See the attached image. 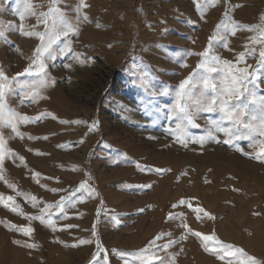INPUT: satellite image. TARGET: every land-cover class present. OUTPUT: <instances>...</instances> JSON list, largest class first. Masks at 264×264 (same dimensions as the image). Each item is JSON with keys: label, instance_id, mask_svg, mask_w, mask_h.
<instances>
[{"label": "rangeland", "instance_id": "rangeland-1", "mask_svg": "<svg viewBox=\"0 0 264 264\" xmlns=\"http://www.w3.org/2000/svg\"><path fill=\"white\" fill-rule=\"evenodd\" d=\"M84 2L88 7L81 9L78 32L61 38L54 46L59 49L70 44L73 51L46 60L47 75L43 79L47 85L39 86L41 76H22L12 81L15 92L8 97L9 108L30 117L48 115L19 124L23 138L15 136L11 128L4 129L7 147L25 160L6 159L0 194L13 195L29 215H39L40 208L54 205L61 196L85 199L68 209V219L57 214L55 208L50 210L56 221L55 231L38 220L32 221L31 237L11 227L28 225V219L0 206V264H104L102 258L95 259L97 243L108 250L110 264H125V260L142 264L152 255L163 258L166 264L173 256L174 264H228L233 259L221 260L206 252L201 239L191 235L183 224L205 235L215 234L222 242L243 248L264 262V161L254 158L259 143L251 147V140L236 141L238 147L251 154L246 156L237 147L224 144L227 137L223 133H216L219 143H188L185 147L166 131L175 127L176 120L169 116L181 102L179 84L198 71L202 59L188 53L204 51L217 31L227 37L228 48L223 47L225 41H216L215 53L235 63L238 53L255 48L257 55L247 57L245 63L256 65L259 50L264 47L260 35L264 0H217L203 11L198 0ZM15 3L0 0V28L6 36L0 39V69L9 79L31 64L40 44L36 36L22 35L20 24L26 31H45L36 16L20 21ZM32 3L37 13L48 11V0ZM79 3L61 0L58 6L75 21ZM84 14L87 21L82 19ZM222 22H236V34L231 35L223 27L218 30ZM75 53L82 54L84 64L74 59ZM69 64L71 68L66 67ZM260 75L257 95L264 96V70ZM221 77L222 72L211 74L218 88ZM25 81L36 82V87L21 89L19 82ZM29 90L39 93L36 100L28 98L21 103V92ZM202 90V84H197L193 97ZM205 94L214 95L211 91ZM245 102L242 99L234 103L242 106ZM253 114L258 123L259 111L250 104L244 122ZM219 117V112H201L197 120L201 127L189 126V135H205L208 121ZM63 120L79 123L64 124L60 122ZM224 127L232 125L226 121ZM246 133L247 129L241 128L236 134ZM29 135L36 139H29ZM260 139L256 136L257 141ZM137 164L167 171H141ZM35 172L40 177H35ZM5 180L16 186L15 191ZM85 181L95 195L77 191ZM53 188L61 191L54 193ZM16 192L33 194L42 203L33 208L24 195L17 196ZM182 199L215 219L205 217L203 212L197 219L192 208L179 204ZM169 213L177 214V219L169 220ZM67 224L77 227L60 230ZM161 233L171 236H162L156 240L159 247H150L149 242ZM81 239L92 243L80 245ZM169 239L178 243L164 250L162 246ZM209 245L215 246L213 241ZM112 249L139 255L121 258ZM142 249L149 250L141 253ZM153 264H159V260Z\"/></svg>", "mask_w": 264, "mask_h": 264}, {"label": "snow or ice", "instance_id": "snow-or-ice-1", "mask_svg": "<svg viewBox=\"0 0 264 264\" xmlns=\"http://www.w3.org/2000/svg\"><path fill=\"white\" fill-rule=\"evenodd\" d=\"M217 0H198V5L200 10L203 11L205 7L209 4H215ZM59 3L61 0H48V11L40 12L34 8L32 0H16L15 9L18 11V16L20 21H24L27 16H36L40 23H43L45 26V31H26L23 23L20 24L19 29L22 35L24 36H36L40 44L36 47L34 51V59L31 64L26 67L22 72L17 73L15 77L9 79V77L4 73L2 69H0V180H4V176L2 175L4 170V165L6 159L11 157H17L21 162L25 160V158L21 155H18L14 150L7 147V140L4 136V129L11 128V131L15 133V136L23 138L24 133L20 132L19 124H27L30 122H34L36 120L41 119L44 115H48L47 113H41L36 117H30L28 115H21L15 109H11L8 107V97L13 95L15 90L12 85V81L18 80L19 77L22 76H41L42 79L39 82L40 87H45L48 83L46 79H43L44 76L47 75L46 69L47 64L46 60H55L58 55H66L68 52L73 51L70 44H65L62 48H55L54 46L61 40L63 37H68L69 34H75L78 32V23L81 21V9L88 7V5L84 2V0H80L79 6L75 8L77 16L75 17V21L70 19L69 15L65 10L59 7ZM83 21L88 20V16L84 14L82 16ZM9 27H12L9 25ZM221 27L224 28L226 32H230L231 35L236 34V29L239 25L236 22H222L217 26L219 30ZM250 31L254 29H249ZM260 35L264 37V26L260 29ZM0 39H6L5 30L0 28ZM223 40L225 43L223 47L225 49L228 48L227 37L222 35L217 31L212 37L209 38L208 46L204 51L199 53H188L191 55H198L202 57L199 64L197 65V72L189 75L186 79H184L179 84V92L178 96L180 98V103H177L175 109L173 110V114L169 116V119H175V127H169L166 131L169 134L175 136L177 141L183 146H187L188 143L199 144L203 146L208 141H216L219 143L220 141L217 139L216 133H223L227 138L223 140L224 144L237 147V150L240 151L243 155H251L248 152H245L243 148H240L236 145V141L240 139L251 140L253 141L251 147H255L257 143L260 145L259 151L255 155V159L264 161V96H258L257 90L260 88V80H261V70H264V47H261L258 53V59L255 66L251 64H246L247 57H255L257 55L255 48H246L245 51L238 53L236 57L235 63L233 61L222 59V57L213 51L214 42ZM255 42V40L253 41ZM81 53H75L74 59L79 64H84L85 60L81 59ZM245 64L244 67H239L237 65ZM186 66V65H184ZM222 66V67H221ZM66 67L71 68L72 65H66ZM202 69L203 72H199ZM251 69V70H250ZM216 72H222V77L220 78V87H217V83L212 80L211 74ZM52 84L55 81H51ZM197 84H202L203 90L199 92L197 97H193V89L197 87ZM19 87L21 89H33L36 87V82H19ZM211 91L214 93L212 96H207L205 93ZM167 94V93H162ZM21 103H24L25 99L30 98L32 101H35L37 96L39 95L36 91H22L21 92ZM43 98V97H41ZM246 101L242 106L241 104L234 103L235 101ZM255 105L256 109L259 111L260 119L257 123V116L251 115L248 122H244V117L248 115V106ZM220 113V117L217 120H209L208 121V130L205 135L200 136L199 138H193L188 133V127L199 128L201 125L197 123V120L200 118V113ZM229 122L232 127L227 128L224 127L225 122ZM61 123H79L78 121L70 122V121H60ZM95 124H93V128H95ZM241 128L247 129V133L244 135H237ZM256 136L261 137L259 141L256 140ZM12 138V137H9ZM29 139H36V137H32L29 135ZM47 139L48 137H43ZM59 147H63V145H59ZM31 151V149H29ZM37 155H42L43 153L37 152ZM137 167L140 168V165L137 164ZM141 171H156L163 172L167 171L166 169H153L150 167L140 168ZM39 172H35V177H40ZM7 186L15 191V185L8 183L5 180ZM36 183H39V180H36ZM41 187L47 188V185H41ZM142 187L150 188L151 185H142ZM52 192L61 191L58 188L51 189ZM77 191H82L88 196L95 195V190L88 185V183L82 182L79 184ZM17 196L24 195L26 197V201L31 204L33 208L38 207L41 200H39L35 195L30 193H20L16 192ZM85 199L84 196L79 197L78 200H74L71 195L61 196L60 199L53 204H46L45 207L40 208L39 215H29L23 211L22 206L16 202V198L13 195L0 194V206H3L9 209L11 212L18 214L22 217L28 219V225H21L14 227L16 231L22 233L26 237H31L34 232V228L31 226L32 221H39L41 224H46L48 227L52 228L54 231L56 230L55 224L56 221L53 219V214L51 213V209L55 208L57 210V214H62L63 218L68 219V209L75 208L77 203L83 202ZM180 205H188L189 208H192V211L197 213V219H200L199 214L203 212L205 217L209 219H215V217L205 211L200 207H192V204L188 200H180ZM176 207V205H173ZM143 211V210H141ZM183 216V213L179 214ZM47 217V218H46ZM169 220L177 219V214L169 213ZM116 223H119V220H116ZM191 235L200 238L202 241V246L206 252H210L217 256L219 259L223 260L225 257H230L228 264H264V262L258 260L254 256L248 255L247 252L243 248L236 247L232 244L224 243L219 240L215 234L205 235L198 231H193L187 224L182 225ZM73 227H77L76 225L67 224L64 225L60 230L70 229ZM92 235H96V227L93 225ZM168 235L171 236V233H161L155 239L149 242L150 247H159L156 245V240L161 239L162 236ZM186 237H181V239H185ZM209 241H213L215 246H210ZM14 243H19L18 241H14ZM92 243L91 240L81 239L78 244H89ZM174 243H178V241H173L169 239L168 243L164 244L162 247L164 250L170 248ZM25 246L29 248H34L36 245L34 244H26ZM77 246V245H73ZM97 254L95 259H103L104 264H110V258L107 254V249L103 248L102 245L97 243ZM149 249L140 250L141 253L147 252ZM114 255H118L121 258L127 255H139L138 253H126L123 251H119L117 249L111 250ZM103 254V255H101ZM155 260H159V264H166L165 260L161 257H156L152 255L147 257L146 260L142 261V264H153ZM175 256H173L168 264H174ZM125 264H128L127 260H125Z\"/></svg>", "mask_w": 264, "mask_h": 264}]
</instances>
